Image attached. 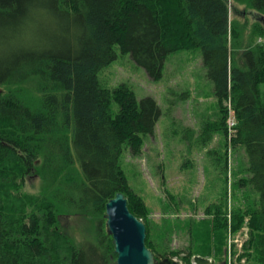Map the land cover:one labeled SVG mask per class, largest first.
I'll list each match as a JSON object with an SVG mask.
<instances>
[{"label": "trees", "instance_id": "trees-1", "mask_svg": "<svg viewBox=\"0 0 264 264\" xmlns=\"http://www.w3.org/2000/svg\"><path fill=\"white\" fill-rule=\"evenodd\" d=\"M195 48L218 109L199 141L219 131L226 149L243 147L247 175L233 185L230 227H248L244 247L264 264V0H0V264H116L105 204L119 192L145 225L154 264L182 252L158 250L119 163L125 146L140 155L160 109L125 83L102 86L98 74L121 53L158 81L168 55ZM225 189L207 219L187 221L185 264L213 252L223 260ZM63 217L87 220L92 238L64 232Z\"/></svg>", "mask_w": 264, "mask_h": 264}, {"label": "rangeland", "instance_id": "rangeland-1", "mask_svg": "<svg viewBox=\"0 0 264 264\" xmlns=\"http://www.w3.org/2000/svg\"><path fill=\"white\" fill-rule=\"evenodd\" d=\"M98 79L107 88L125 83L138 102L152 97L160 109L153 132L144 136L140 155L132 156L125 146L119 163L129 186L142 197L149 210L151 238L163 242L158 250L168 254L181 250L167 257L172 262L185 264L181 258L192 238L187 231V221L207 219L204 209L222 197L225 187V210L230 222L235 201L233 185L247 175L243 147L226 149L219 131L206 145L199 141L201 127L205 121L216 119L218 110L201 50H180L168 55L158 81L151 80L129 54L118 53L117 58L99 72ZM116 110L117 105L113 103V113ZM37 186L38 181L34 180L26 189L33 191ZM239 193L241 191H236L237 197ZM61 226L76 239H82L83 235L92 238L88 221L83 218L63 217ZM198 234L200 237L201 233ZM227 242L226 232L222 261L214 252L204 257L215 260L214 264H223ZM212 245L210 242L211 248ZM241 250L247 258L246 264H255L251 259L252 249L242 246Z\"/></svg>", "mask_w": 264, "mask_h": 264}, {"label": "water", "instance_id": "water-1", "mask_svg": "<svg viewBox=\"0 0 264 264\" xmlns=\"http://www.w3.org/2000/svg\"><path fill=\"white\" fill-rule=\"evenodd\" d=\"M105 224L111 236L116 264H154V254L146 247L144 223L127 208L123 193H116L105 204ZM213 259L194 255L191 264H214ZM161 264H179L162 260Z\"/></svg>", "mask_w": 264, "mask_h": 264}, {"label": "built area", "instance_id": "built-area-1", "mask_svg": "<svg viewBox=\"0 0 264 264\" xmlns=\"http://www.w3.org/2000/svg\"><path fill=\"white\" fill-rule=\"evenodd\" d=\"M228 105V116L226 120L227 125V137L230 139V137L235 132V126H236V119L234 112L230 108V104ZM248 227H242L241 231L237 234H234L230 227V222L228 221V227H227V233H228V247L225 253L224 258V264H246L247 258L244 255V252L241 250L242 246L244 248L245 243L248 241L249 234H248ZM233 248H238V251H234ZM251 250V249H247ZM245 250V252H247Z\"/></svg>", "mask_w": 264, "mask_h": 264}]
</instances>
